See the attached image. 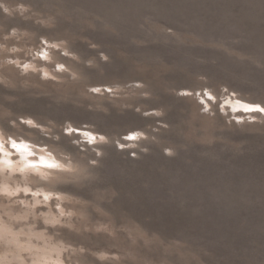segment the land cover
I'll return each mask as SVG.
<instances>
[{
  "label": "rangeland",
  "instance_id": "374dc122",
  "mask_svg": "<svg viewBox=\"0 0 264 264\" xmlns=\"http://www.w3.org/2000/svg\"><path fill=\"white\" fill-rule=\"evenodd\" d=\"M0 264H264V0H0Z\"/></svg>",
  "mask_w": 264,
  "mask_h": 264
},
{
  "label": "bare ground",
  "instance_id": "6f19581e",
  "mask_svg": "<svg viewBox=\"0 0 264 264\" xmlns=\"http://www.w3.org/2000/svg\"><path fill=\"white\" fill-rule=\"evenodd\" d=\"M223 3V2H222ZM212 96V95H211ZM227 98V97H226ZM226 98H224V99H226ZM228 99V98H227ZM204 100V99H203ZM207 101V100H206ZM227 101V104H230V106H232L234 109L237 107V108H239L238 106H242V107H247L248 106V108H249V105H247V104H244V103H242V102H240V101H238V99H233V98H229L228 100H226ZM226 104V103H225ZM241 107V108H242ZM227 109V108H226ZM233 109V110H234ZM90 134V133H89ZM133 134V133H132ZM87 135V134H86ZM92 136V135H91ZM131 137H132V135H131ZM95 140V139H94ZM17 144V143H16ZM20 145V144H19ZM27 146V145H26ZM21 154H23V152L21 153ZM42 155V154H41ZM40 155V158H41V160L42 161H45L46 163H48V164H54V165H56V162H55V160L52 158V157H50V156H48V155H45V156H41ZM233 158V157H232ZM3 159H5V157H3ZM30 160V159H29ZM205 160V159H204ZM9 159H6V162H8L9 163ZM29 162H31V161H29ZM37 163V161H32V163ZM40 162V161H39ZM227 163V162H226ZM204 164V163H203ZM218 164V163H217ZM223 165V164H222ZM216 166V165H215ZM255 167V166H254ZM259 178V177H258ZM218 179V178H217ZM213 183V182H212Z\"/></svg>",
  "mask_w": 264,
  "mask_h": 264
}]
</instances>
